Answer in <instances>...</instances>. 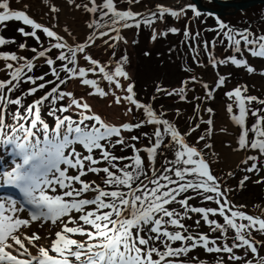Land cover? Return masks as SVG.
Instances as JSON below:
<instances>
[{"label":"snow or ice","instance_id":"6c2138e0","mask_svg":"<svg viewBox=\"0 0 264 264\" xmlns=\"http://www.w3.org/2000/svg\"><path fill=\"white\" fill-rule=\"evenodd\" d=\"M68 2L73 3V0ZM51 7L53 12L57 10L54 4ZM83 7L89 13L98 14L99 19L93 18L88 23L92 31L82 42L69 43L64 36L37 22L24 10L11 8L9 0H0V22L14 19L30 26V31H25L24 27L17 31L23 36L34 37L40 45L39 49L32 48L34 56L27 59L14 51H0L3 68L8 70V78L0 79V147L7 146V152L15 157L10 167L5 165L0 169V178L3 185L19 194V198L12 194L0 196V264H207L195 256L175 259L187 257L198 246L206 253H227L229 261L264 264V256L258 254L257 248L264 241H256L252 236L253 229L264 234V217L246 213L243 206L232 205L227 197L228 189L222 188L211 173L203 153L187 142L188 133H182L162 113L154 110L151 102L137 98L135 82L125 70L129 63L126 54L105 62L94 58L88 50L89 45L95 46L96 37H107L112 43L107 44V40L102 43L113 48L117 40H124L119 29L133 25L138 28L141 23L148 26L153 20H162L165 14L178 18L190 9L194 16H200L197 6L186 3L182 8L174 9L157 4L158 15L148 12V18L139 12L118 8L115 0H101L100 3L90 0ZM209 14L216 16L218 35L226 39L232 52L241 54L239 58L226 55L216 59L209 51V63L218 66L230 62L252 73L254 67L248 64L242 52L246 49L251 56L264 58V34L249 38L247 28L234 29L220 21L216 13ZM37 30L48 38L46 46ZM165 31L177 33L180 29L171 26ZM165 31L153 29L151 38L163 36ZM110 32L113 35L109 36ZM183 36L195 39L187 26ZM9 42L0 35V45ZM25 47V43L18 44L20 49ZM49 49L56 51L49 54ZM37 58L47 65L48 73L44 75L50 74L52 80H45L44 75L26 74L31 73ZM81 58L85 61L83 65L79 64ZM55 60L60 63L56 64ZM70 78L84 86L89 95L101 98L110 95L109 104L121 105L123 101L129 106L127 111H132L134 106L139 110L137 121L105 122L83 97L60 88ZM187 79L196 81L197 77L192 75ZM37 80L41 82L36 83ZM21 81H27L31 86L19 95H10ZM104 82H107L106 87L101 86ZM224 83L225 77L219 75L215 84ZM46 85L50 87L44 90ZM203 87L208 93L205 98H210L212 89L207 83ZM38 89L43 90V94L33 96L26 103L25 98ZM115 90L123 95H118ZM244 91L237 86L225 93L230 99L234 97L238 109L233 113L234 105H227L228 112L233 113L232 122L238 126V146L258 149L264 154V129L261 128L264 117L256 115L257 109H252L251 113L255 116L251 124L255 135L250 142L246 127L249 114L246 102L258 98L242 95ZM154 92L165 96L174 94L185 100L187 84L182 83L171 92L157 86ZM65 98L66 102L57 103ZM259 102L264 104V100ZM8 105L15 107L6 114ZM45 109L47 116L53 118L51 124L41 115ZM206 111L212 112V109ZM208 123H212L211 119ZM141 126L151 130L127 139L123 135ZM192 131L190 127L188 132ZM145 136L148 143H142L140 147L127 142ZM116 146L131 148V154L114 155ZM205 147L209 145L205 144ZM161 149L172 153L173 158H165L161 168L157 169L155 165ZM250 159L255 160V157ZM121 161L127 162L122 164ZM255 168L253 163L248 170ZM89 173L97 179H82ZM189 192L191 196L186 195ZM192 197L214 202L217 206H193L188 202ZM172 204L177 207H171ZM190 214H197L209 226V231H219L220 236L188 232L184 221L192 218ZM210 214H218L222 223L210 218ZM33 226L43 228L44 234L26 231ZM228 231H234L231 241L225 236ZM217 240L225 242L217 244ZM242 248L244 256L250 251L256 258L244 259L233 251ZM213 264L225 262L217 259Z\"/></svg>","mask_w":264,"mask_h":264},{"label":"rangeland","instance_id":"374dc122","mask_svg":"<svg viewBox=\"0 0 264 264\" xmlns=\"http://www.w3.org/2000/svg\"><path fill=\"white\" fill-rule=\"evenodd\" d=\"M81 7L80 21L83 23L86 21L88 11L83 7L85 0H76ZM140 8L144 12L143 16L147 17L148 12H156V5L160 4L159 0H139ZM164 1V0H162ZM101 2V1H100ZM175 3L181 2V0H174ZM187 1H184L179 7H173L174 9L182 8ZM208 7L216 8L217 5L211 1L205 2ZM54 3L48 0L47 3L43 4V8L39 11L42 12L38 15L40 19L48 24L50 20L43 13H47L48 10ZM55 5V4H54ZM61 4L55 5L59 7ZM117 5L123 7V9L133 10V6L136 3L133 0H119ZM260 6H253L242 12H237L232 15H227L226 18L219 17V20L230 24L231 27H238L237 30L243 29L241 27H249V38L254 36L258 37L264 34V21H256L258 10ZM138 12V11H137ZM48 14V13H47ZM158 15V12H156ZM41 21V22H42ZM252 21H256L251 23ZM40 22V20H38ZM251 23V24H250ZM1 24V23H0ZM11 25V26H10ZM10 27L3 28L1 24V35L5 34V38L10 40L9 43L5 44L7 47L11 45L9 51H14L19 53L24 50L23 56L31 58L34 56L32 48L39 49L40 45L37 44L35 47L33 45V37L24 36L19 42H15L17 37L15 35H21L17 31L19 27H22L21 22H16L10 20ZM47 26V25H45ZM175 26L180 29L177 33L166 32V27ZM187 26L190 34L195 37V39H189L183 36V29ZM141 28L139 35L137 36L138 30ZM153 29L156 31H165V35L156 36L152 39ZM30 26L26 27V31H30ZM55 31V29H53ZM92 31V29H91ZM90 31V32H91ZM120 34L124 37V40H117L113 48L107 47L106 44L102 43L103 40H107V37H96L95 46L89 45L88 50L93 55L94 58H98L102 61L107 62L109 58L115 60L121 55H127L128 64L125 65V70L129 73L134 83V90L137 94V98L142 102H151L154 110L163 114L164 118L168 119L171 123L175 124L177 128L182 133H188L186 140L190 145L198 148L204 155L205 159L209 162V167L211 173L217 178L219 184L222 188L228 189L227 197L234 206H243L242 210L248 214L258 215L264 217V154L260 153L258 149L252 154L251 157H255V160L248 159L246 162L240 163L239 165L229 167L225 164L218 152L219 143L216 135V122L221 116L223 109H227V105L230 103V99L225 95L226 92L231 89L240 86L245 89L242 95H252L257 97V100L246 102L248 106V115L246 118V127L249 128L248 138L249 142L252 136L255 134L251 131V124L255 121V116H253L252 109H257L256 115L264 117V104L260 103V100H264V58L253 57L247 50H243L242 55L246 59L249 65L254 67L252 73L247 72L243 66H235L230 62L224 65L212 66L209 63L208 52H212L213 57L216 59L223 58L226 55H237L238 58L240 53H234L231 47L228 45L226 39L222 35H218L220 29L217 27L216 16H209L208 14L201 13L200 16H194L190 9H186L183 15L177 17H172L169 14H165L162 20H153L148 26L143 23L137 28L136 26L129 27L128 29H119ZM60 35L64 36L65 40L69 43H79L82 42L85 37L82 35H72L69 31L58 32ZM8 34V35H6ZM42 35L44 46L47 45L48 38L45 37L41 32H37V35ZM198 34V35H197ZM109 36L113 33H108ZM236 38H239L237 35ZM186 40V43H185ZM222 41V42H215ZM135 41V43H134ZM19 43H25L26 47L24 49L18 48ZM111 40H107V44H111ZM243 45V41L241 42ZM207 45V51L205 46ZM4 45H0L3 48ZM251 47V46H249ZM195 49V51H193ZM56 50L49 49V54L54 53ZM115 53L113 56L112 53ZM145 53H148L145 55ZM16 63V62H12ZM56 64H59V60H55ZM85 61L81 58L79 64L83 65ZM112 65L109 64V67ZM191 69V71H189ZM203 70V71H202ZM204 75H203V73ZM48 73V67L39 58L35 62V66L31 73L34 76H41ZM213 73L216 76L212 75ZM63 75V73H61ZM92 76L93 74H89ZM195 75L197 77L196 81L187 79ZM219 75L225 77V83L217 86L215 81ZM8 78V70L4 69L0 73V79ZM45 80H52L50 74L44 75ZM37 80L36 83H40ZM187 84L186 99L180 100L177 95L165 96L163 94L155 93L154 90L157 86L164 88L165 90L171 92L173 88H179L182 83ZM55 83V81H53ZM207 83L209 89H212L210 98H205L208 93L203 87V84ZM107 82L102 84V87H106ZM19 88L15 89L10 95L16 96L20 94L23 88H28L31 86L27 81H21ZM50 87L45 86L44 90ZM61 89L69 90L78 97H83L84 101L92 106V111L101 115L102 119L107 123L119 124L121 122H131L135 123L137 121V115L139 110L133 107L132 111H127L129 107L126 103L122 101L121 105H116L115 103L109 104L108 101L112 99L109 95L106 98H101L96 95H89L85 92L84 86L80 85L76 79L70 78L64 84L60 85ZM24 90V89H23ZM90 91V89H89ZM118 95H123L119 90ZM43 94V90L38 89L36 93L29 95L25 98V102L31 101L33 96H39ZM154 97V99H153ZM58 101L57 103L66 102ZM199 105V107H197ZM15 106L8 105L6 107V114L8 111L14 109ZM211 108L212 112L206 111V109ZM66 114L74 115L72 112H67ZM41 115L45 118L46 122L51 124L53 118L47 116V109H45ZM211 119L212 123L209 124L208 121ZM192 128V132H188L189 128ZM261 128L264 129V120H262ZM150 127L141 126L139 129H134L131 132H124L123 135L127 139L131 135H137L141 132H149ZM206 130H209L206 132ZM2 131V130H0ZM203 136L204 139H197ZM167 139V138H166ZM129 144H136L140 147L141 144L148 143V137H141L138 141H132L128 139ZM208 144L209 147H205ZM161 155L158 156L156 160V168L160 169L165 158L171 160L172 153L161 149ZM7 146L0 147V158L3 160L4 156L7 154ZM117 156H129L131 154V148L121 149L119 146L115 147L113 153ZM142 156H146V153L141 152ZM12 159L15 157L11 156V159L7 163H0V169L5 165L11 166ZM127 161H121L120 163H126ZM103 163V162H100ZM255 163L256 168L249 171L251 165ZM100 175H103L101 173ZM244 177H248L244 180ZM82 179H97L94 174H86ZM242 181V183H241ZM99 182V181H98ZM12 188L10 186H5L2 183V178H0V196L5 193L11 194ZM190 195L191 193H186ZM193 206H212L217 205L214 202L202 201L199 198L192 197L189 201ZM171 207H177L172 204ZM23 214V213H22ZM191 219H186L184 223L188 225V232L190 233H205L209 236L219 237V231L213 230L209 231V226L206 225L202 218L198 217L197 214H190ZM210 218H215L218 222L222 223V218L218 214L213 216L210 214ZM199 220L197 224L196 221ZM171 227V226H170ZM26 231H36L41 235L44 234V229L39 226H33ZM206 231L208 233H206ZM228 237V241H231L234 237V231H228L225 233ZM252 236L255 237L256 241H264V234L257 232L255 229L252 230ZM217 244H222L225 241L217 240ZM179 242H174L178 244ZM246 247V246H245ZM258 254L264 256V243L258 244ZM31 251V249H30ZM237 255L242 256L244 259L256 257L249 251L247 256H244V249H233ZM197 257L201 260H205L207 264H213L217 259H223L225 264H242L241 261H229L227 259V253L213 252L206 253L201 247H197L194 251H190L187 257H175V259H187L190 257Z\"/></svg>","mask_w":264,"mask_h":264},{"label":"bare ground","instance_id":"6f19581e","mask_svg":"<svg viewBox=\"0 0 264 264\" xmlns=\"http://www.w3.org/2000/svg\"><path fill=\"white\" fill-rule=\"evenodd\" d=\"M48 0H9L10 7L16 10H24L26 14H28L33 19L40 20V23L55 29L57 32L62 31H69L72 35L78 36L82 35L83 37H87L91 31L88 28V23L91 22L93 18H97L98 14L89 13L87 15L86 21L81 23V11L79 10L80 7H76L79 5L76 0H73V3H69L68 0H50L52 3L57 5L58 3L61 4L59 7H56V11H52V7L48 10L47 13H43L42 15H46L50 20V24L42 21L38 15H41L42 12L39 10L43 8V4L47 3ZM101 0H96L97 3H100ZM136 3V6H133V10L135 12H139L142 15L144 12L140 8V1L133 0ZM153 1V0H152ZM186 0H181L179 3H175L174 0H159L160 4L168 7H179L183 4ZM119 0H115V5L123 9V7H119L117 3ZM90 0H85L84 4H89ZM42 21V22H41ZM134 26V25H133ZM130 26V27H133ZM127 27L126 29H128ZM124 29V28H121ZM24 50L17 53L20 56H23ZM4 70L3 68V61L0 60V73ZM203 71V70H202ZM203 73V72H202ZM204 75V73H203ZM212 75L216 76L215 73ZM231 104L234 105L233 113L237 112L238 109L235 107V100L234 97L230 101ZM229 103V104H230ZM233 113H229L228 109H223L221 112V116L218 118L216 122V135L217 140L219 143L218 152L221 156L222 161L227 164L229 167H233L239 165L240 163L246 162L252 154L256 151V149L245 148L241 149L238 146V126L234 124L231 120V115ZM247 118V116H246ZM11 159V154L7 153L3 160L0 158V163H7ZM3 193L1 196H4Z\"/></svg>","mask_w":264,"mask_h":264},{"label":"water","instance_id":"95a60500","mask_svg":"<svg viewBox=\"0 0 264 264\" xmlns=\"http://www.w3.org/2000/svg\"><path fill=\"white\" fill-rule=\"evenodd\" d=\"M188 3L195 4L201 13H216L217 16L226 17L239 11H244L256 5H264V0H210L217 8L206 5L207 0H186Z\"/></svg>","mask_w":264,"mask_h":264},{"label":"trees","instance_id":"16d2710c","mask_svg":"<svg viewBox=\"0 0 264 264\" xmlns=\"http://www.w3.org/2000/svg\"><path fill=\"white\" fill-rule=\"evenodd\" d=\"M12 20H14V19H12ZM14 21H16V20H14ZM16 22H20V21H16ZM1 24H3V28H5V27H8L9 25H10V20L9 21H5V22H0ZM22 23V22H21ZM1 24H0V26H1ZM11 26V25H10ZM9 26V27H10ZM22 27H24L25 28V31H26V25H23V23H22ZM37 32H41V31H37ZM0 35H1V29H0ZM6 35H8V34H6ZM2 36H4V37H6L5 36V34H2ZM24 38V36L21 34L20 36L19 35H15V37H17L18 39H16V43L17 42H19L21 39H22V37ZM38 36L40 37V40H42L43 39V36L40 34H38ZM185 43H186V40H185ZM38 44V42H37V40L33 37V45H34V47L36 46ZM12 47H11V45H9L8 47H7V45H4V47L3 48H0V50H2V51H5V50H9V49H11ZM206 233H208L207 231H206ZM202 248V247H201ZM203 249V248H202ZM204 251V250H203ZM185 259V258H184Z\"/></svg>","mask_w":264,"mask_h":264},{"label":"flooded vegetation","instance_id":"af4514ba","mask_svg":"<svg viewBox=\"0 0 264 264\" xmlns=\"http://www.w3.org/2000/svg\"><path fill=\"white\" fill-rule=\"evenodd\" d=\"M257 6H260V7H259V10H258L257 14H255L257 16V18H258V19H256V21H257V23L258 22H263L264 21V5H257ZM256 21H252L251 23L256 22ZM241 28L244 29V27H241ZM234 29H238V27H234ZM248 30L250 32V29H248Z\"/></svg>","mask_w":264,"mask_h":264}]
</instances>
